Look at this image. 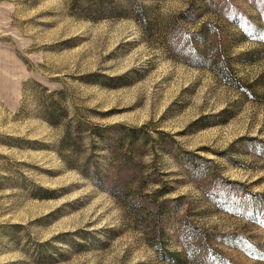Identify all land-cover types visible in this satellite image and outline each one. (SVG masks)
<instances>
[{"label": "rangeland", "instance_id": "374dc122", "mask_svg": "<svg viewBox=\"0 0 264 264\" xmlns=\"http://www.w3.org/2000/svg\"><path fill=\"white\" fill-rule=\"evenodd\" d=\"M203 1L179 21L217 25L247 92L162 47L157 28L189 0H0V264H194L187 227L232 264H264V0ZM67 122L77 150L62 145ZM114 178L130 184L124 200ZM159 188L176 198L163 215L170 260L130 206Z\"/></svg>", "mask_w": 264, "mask_h": 264}, {"label": "trees", "instance_id": "16d2710c", "mask_svg": "<svg viewBox=\"0 0 264 264\" xmlns=\"http://www.w3.org/2000/svg\"><path fill=\"white\" fill-rule=\"evenodd\" d=\"M88 0H86L87 2ZM203 0H189L185 10L171 18L166 25L157 28V34L161 37L162 47L170 53V56L176 60L188 65L206 67L214 74L220 77L225 83L242 90L249 91L248 86L243 85L234 74L228 57L223 49V38L216 24L204 22L194 31L187 30L182 26L179 20H187L193 16L199 7V3ZM102 0H96L95 3L101 4ZM203 7L211 8V0H204ZM232 14L231 23L236 28H241L244 35L249 38L253 35L248 31L245 22L241 16H238L237 7L229 4L225 9ZM219 12H222L221 10ZM136 19L144 26V29L152 28L151 21L147 19L146 11L142 7L136 11ZM244 36V37H246ZM48 122L52 125L60 124V120L64 117L65 111L58 102L50 100L43 108ZM63 124V123H62ZM79 135L72 134L71 124L64 123V135L62 137V145L65 144L71 150H77V140ZM252 142L253 139H247ZM259 151L264 153V142L259 143ZM120 164L126 159H118ZM122 166V165H120ZM118 171V170H117ZM125 180L112 179L107 188L109 192L123 200L126 197V190L129 188ZM162 190L156 189L151 193L141 195L132 199L130 206L134 211L141 212L146 210L148 213L145 217L146 228H148L147 237L149 244L154 248L158 256L162 259L170 260L178 255L176 252L169 251L163 239V215L166 212L169 202H175L176 198H162ZM212 235L207 234L197 227H187L182 233L183 242L186 247L192 248V261L194 264H232L225 259L220 252L211 249L209 242ZM254 248V247H252Z\"/></svg>", "mask_w": 264, "mask_h": 264}]
</instances>
